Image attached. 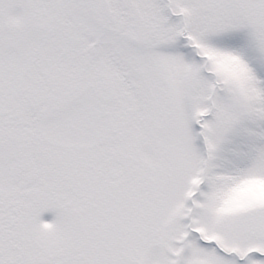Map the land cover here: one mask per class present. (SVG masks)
Returning a JSON list of instances; mask_svg holds the SVG:
<instances>
[{
  "label": "snow or ice",
  "instance_id": "obj_1",
  "mask_svg": "<svg viewBox=\"0 0 264 264\" xmlns=\"http://www.w3.org/2000/svg\"><path fill=\"white\" fill-rule=\"evenodd\" d=\"M0 264H264V0H0Z\"/></svg>",
  "mask_w": 264,
  "mask_h": 264
}]
</instances>
